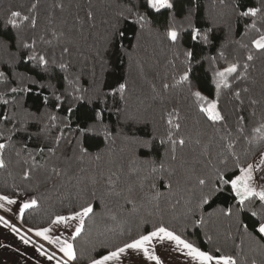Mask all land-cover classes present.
Wrapping results in <instances>:
<instances>
[{
  "label": "trees",
  "instance_id": "trees-1",
  "mask_svg": "<svg viewBox=\"0 0 264 264\" xmlns=\"http://www.w3.org/2000/svg\"><path fill=\"white\" fill-rule=\"evenodd\" d=\"M169 2L171 9L156 11L147 0H0V72L6 77L0 81V113L11 118L0 120V143L7 145L0 155L6 165L0 168V194L20 203L37 201L21 220L23 228L33 231L91 203L94 213L73 241L77 259L72 264H90L92 258L160 225L204 251L232 256L237 264H264V242L246 234L236 216L223 215L234 203L228 192L203 209L189 211L201 194L198 178H211L216 168L224 167L220 159L227 155L229 141L242 163L264 151V142L245 138L264 123V54L251 43L264 33V17L239 15L241 9L260 8L264 0ZM11 11L34 18L36 27L19 20V28L10 27L6 20ZM134 12L146 15L149 23H132ZM253 19L260 33L250 29ZM117 29L124 38L119 45L110 44ZM194 30L199 31L195 39ZM169 31L178 34L175 44L168 39ZM33 41L34 49L23 47ZM64 47L70 54L63 53ZM33 51L54 61L48 71L28 59ZM250 53L254 58L248 61ZM232 64L243 75L228 77L231 87L221 88L217 96L216 73ZM185 72L191 88L177 84ZM119 83L127 85L123 99L108 94ZM8 87L31 91L10 93ZM54 91L65 98L58 109ZM193 91L216 101L224 121H209ZM80 95L85 99H73ZM99 110L104 113L102 124L80 134L78 129L91 127V117ZM170 118L180 125L178 130L168 124ZM170 133L177 141L175 152ZM145 141L149 147H142ZM81 146L87 155L81 154ZM25 172L29 179H24ZM253 219L241 216L249 226ZM217 248L220 253H215Z\"/></svg>",
  "mask_w": 264,
  "mask_h": 264
},
{
  "label": "snow or ice",
  "instance_id": "snow-or-ice-1",
  "mask_svg": "<svg viewBox=\"0 0 264 264\" xmlns=\"http://www.w3.org/2000/svg\"><path fill=\"white\" fill-rule=\"evenodd\" d=\"M147 6L151 9L159 11L162 8L171 9L173 7L172 3L169 0H147ZM33 8L36 7L35 4L32 5ZM131 12V9L129 10ZM264 17V5L260 8H247L241 9L239 15L243 17H251L255 18L258 16ZM88 18H92V13H87ZM123 15V14H122ZM136 17L132 23L140 24L143 27L145 24L149 23L146 15L140 14L139 12L132 13ZM125 20H128V16H123ZM19 21L27 22L32 28L36 27V20L34 18H30L27 15H22L19 11H11L9 14V18L6 20L7 25L12 28H19L21 25L18 23ZM250 29H254L256 32L260 33L261 29L257 27L255 19H253ZM194 39L196 35H199L198 30H194ZM124 32L120 29H117L109 38V43H115L119 45V42L124 38ZM168 39L172 41L173 44L176 43L178 34L176 31L168 32ZM204 41L208 42L207 35L203 36ZM252 47H254L259 53L264 54V33L259 35L258 39L252 40ZM24 48H35V41L31 44L24 43ZM241 47H247L246 45L241 44ZM64 54H70V49L68 47L63 48ZM186 57H191L192 53L187 52ZM253 55L250 53L247 56V60H253ZM29 60L35 61L37 67L43 68L44 71L49 70L50 63H54V61H49L44 55L37 54L35 51L28 57ZM238 64H232L230 67L226 68L224 71H219L216 73L217 82V96H219V91L221 88L228 89L231 87L228 77H236L239 78L243 75V73L238 72ZM249 65L245 63L243 65V69L246 72ZM61 69H66L67 65L60 64ZM67 79V77H65ZM6 80L5 74L0 72V81ZM33 84L37 83L36 81H32ZM178 85H188L189 88L192 87L191 81L189 79V75L185 72L180 76L177 81ZM43 88V85H40ZM165 89L169 87L167 83L163 85ZM127 85L126 83H119L118 86L112 90L109 95L115 96L119 95L121 99L124 98V93L126 91ZM30 92L31 88L27 87H8V92L10 93H19V92ZM76 91H80L77 89ZM247 91V89H245ZM193 96L196 98L200 111L205 114L207 119L211 121L213 124L217 122H223L224 117L221 115L220 111L217 110V102L214 100H208L205 96L201 94L200 91H193ZM237 99L240 98V92L236 91L234 93ZM53 97L56 100V104L54 107L57 109L64 103V96L56 95L55 91L53 92ZM74 100L82 101L85 99L83 95L73 97ZM49 98L44 97L43 102L48 103ZM4 104H7L8 101L3 100ZM253 104L256 103L255 100L252 101ZM67 111L71 113L74 111L71 104H69ZM104 113L102 110L94 111L93 116L91 117L93 124L91 127L85 125L78 129V132L83 135H87L89 132L95 130V127L102 124ZM171 116V114H170ZM50 121L55 122L57 117L55 115H51L48 117ZM11 118L7 115L0 113V120H10ZM239 121H244V117L240 116ZM168 124L170 126L175 127L177 130L180 125H173V121L170 118L168 120ZM65 127H70V123H65ZM21 129H17L19 131ZM26 130V129H23ZM238 131L243 135L244 128L242 126L238 127ZM105 135L108 133L105 131ZM3 136V133H0V137ZM248 139V142L251 143L252 140H257L259 142H264V123H260L258 126L252 129L251 138L245 137ZM7 139H11V136H8ZM134 139V137H133ZM168 139L171 141L173 147L172 151L175 152V146L177 144L176 140H172L171 133L169 134ZM55 143L58 145L60 143V137H57ZM161 143H164L161 140ZM179 145L183 146L185 141L180 139L178 141ZM149 142L145 141L142 144V147H149ZM7 145L5 143H0V153H2ZM227 155H222L220 159V163L224 165L223 168H216L214 172V176L211 178L200 177L198 178V185L200 186L201 194L198 198V202L196 204L195 209H190V212H194L196 210L203 209L205 205H210L214 198L218 195L228 192L229 195L233 198V205L223 211V215L232 217L236 216L237 223L239 227L248 235H250L253 239L258 242H264V151H261L258 154L256 160L252 162H241L240 156L235 151V144L229 141L226 145ZM54 148H49L50 152H54ZM43 151V149H41ZM80 152L82 155H87V149L84 147H80ZM18 154V153H17ZM229 156L232 157V168L229 169ZM99 158V157H97ZM175 159V157H172ZM6 167L5 162L2 158H0V168ZM163 168V165H161ZM155 167H153V171H155ZM55 171V169H53ZM229 171L232 172V175H229ZM24 179H29V173L25 172ZM171 187V185H169ZM94 195V194H93ZM0 208H4L5 205H14L17 204V200L11 198L9 195L0 194ZM132 203V201H129ZM37 204L35 199H31L29 202L23 203L22 206H18L19 215L22 217L24 211L26 209L32 208ZM6 211H11L10 208L5 209ZM94 213V207L91 203L86 202L83 206L80 207L79 210H75L70 212L68 215H57L55 219H53L48 227H44L42 229L36 230L35 235L40 237L42 240L47 241L48 244L52 245L55 249H58L59 253L62 254L61 257L56 255V252H52L48 254L46 250H43V246L41 245L37 251L40 252L41 255L47 256V258L51 261L54 260L55 264H72V262L76 261L77 254L75 250V246L71 241H75L77 237L81 235L85 228V220L89 218ZM249 216L253 219V223L249 226L247 223H244L241 220V216ZM0 221H4L5 224L8 222L4 220L3 217H0ZM72 222H75L74 224ZM53 225L60 227L63 226L65 229H72L70 232L69 238H62V235H50L54 231ZM14 231H18V229H13ZM29 232H32L33 229L29 228ZM23 239V237H22ZM211 239V237H209ZM153 241L156 243H163L165 241L171 242L175 245V250L183 253L184 256L189 258V264H237V261L228 255L223 254H214L212 251H204L201 248L197 247L193 243L188 240L182 238L181 235L176 234L174 231L170 230L164 225H160L155 227L154 230L148 232L147 234L140 235L138 238L132 239L128 242H125L121 246H117L114 249L108 250L96 258H92L90 260V264H121L122 256L128 253V250H133L135 252H142L143 256L150 260L155 261V264H162L160 258L154 254V246ZM25 243H29L28 240L24 241ZM221 249H215V253H220ZM255 264V262H253Z\"/></svg>",
  "mask_w": 264,
  "mask_h": 264
},
{
  "label": "crops",
  "instance_id": "crops-1",
  "mask_svg": "<svg viewBox=\"0 0 264 264\" xmlns=\"http://www.w3.org/2000/svg\"><path fill=\"white\" fill-rule=\"evenodd\" d=\"M18 206L22 205L17 203L0 208V217L8 222L5 224L4 221H0V264H55L54 260L50 261L47 256L41 255L37 249L42 245L43 250H46L48 254L54 251L58 257H61L62 254L47 241L37 237L35 231L29 232L22 227ZM8 208L11 211L5 210ZM60 227L53 225V229ZM14 228L18 231H14ZM71 231L73 230L63 232L54 229L50 235H62V238L68 239ZM25 240H28L29 243H25ZM153 246L154 254L160 258L162 264H189V258L175 250L173 243L168 241L156 243L153 241ZM121 264H155V261L146 259L142 252L128 250V253L122 256Z\"/></svg>",
  "mask_w": 264,
  "mask_h": 264
},
{
  "label": "rangeland",
  "instance_id": "rangeland-1",
  "mask_svg": "<svg viewBox=\"0 0 264 264\" xmlns=\"http://www.w3.org/2000/svg\"><path fill=\"white\" fill-rule=\"evenodd\" d=\"M216 79H218L217 78V76H216ZM0 155H1V153H0ZM19 205H23V203H20V202H17ZM21 220H22V217H21ZM73 224L75 223V222H72ZM54 229H58V231H69L70 229H65V228H63V226H61L60 228H54ZM62 233V232H61ZM72 243H73V241H72Z\"/></svg>",
  "mask_w": 264,
  "mask_h": 264
}]
</instances>
